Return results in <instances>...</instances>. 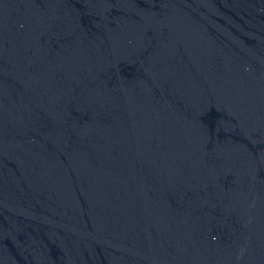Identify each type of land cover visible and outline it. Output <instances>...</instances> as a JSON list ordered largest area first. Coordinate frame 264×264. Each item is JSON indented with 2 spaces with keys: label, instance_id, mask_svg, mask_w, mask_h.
<instances>
[{
  "label": "water",
  "instance_id": "water-1",
  "mask_svg": "<svg viewBox=\"0 0 264 264\" xmlns=\"http://www.w3.org/2000/svg\"><path fill=\"white\" fill-rule=\"evenodd\" d=\"M0 264H264V0H0Z\"/></svg>",
  "mask_w": 264,
  "mask_h": 264
}]
</instances>
